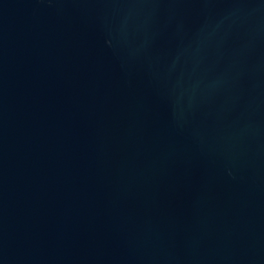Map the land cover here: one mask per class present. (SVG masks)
Masks as SVG:
<instances>
[{
    "label": "water",
    "instance_id": "obj_1",
    "mask_svg": "<svg viewBox=\"0 0 264 264\" xmlns=\"http://www.w3.org/2000/svg\"><path fill=\"white\" fill-rule=\"evenodd\" d=\"M0 264H264V0H0Z\"/></svg>",
    "mask_w": 264,
    "mask_h": 264
}]
</instances>
